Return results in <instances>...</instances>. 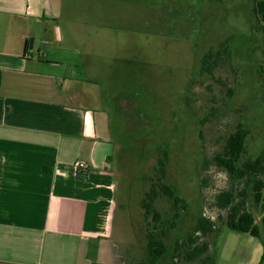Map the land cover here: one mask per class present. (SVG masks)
Returning <instances> with one entry per match:
<instances>
[{
  "label": "rangeland",
  "instance_id": "1",
  "mask_svg": "<svg viewBox=\"0 0 264 264\" xmlns=\"http://www.w3.org/2000/svg\"><path fill=\"white\" fill-rule=\"evenodd\" d=\"M254 4L67 0L60 26L69 42L83 47L102 96L96 104L110 113L112 168L122 205L113 233L127 264L149 261L142 199L151 182L144 177L153 174L163 146L170 153L166 181L188 207L164 235L168 252L158 264H169L176 241L193 231L201 215L219 227L208 236L216 264L262 259L261 239L229 228L227 211L215 205L218 193L239 182L210 162L239 125L247 131L243 159L264 150V28ZM226 39L230 57L213 75L202 74L204 53ZM156 208L162 220L173 219L175 205L168 197L161 196ZM182 264H202V258Z\"/></svg>",
  "mask_w": 264,
  "mask_h": 264
},
{
  "label": "crops",
  "instance_id": "2",
  "mask_svg": "<svg viewBox=\"0 0 264 264\" xmlns=\"http://www.w3.org/2000/svg\"><path fill=\"white\" fill-rule=\"evenodd\" d=\"M68 9L0 0V264H92L91 252L127 264L110 113L83 47L64 36Z\"/></svg>",
  "mask_w": 264,
  "mask_h": 264
},
{
  "label": "trees",
  "instance_id": "3",
  "mask_svg": "<svg viewBox=\"0 0 264 264\" xmlns=\"http://www.w3.org/2000/svg\"><path fill=\"white\" fill-rule=\"evenodd\" d=\"M254 12L258 21L264 28V0H255ZM29 41L26 42V48ZM231 55V46L228 39L218 47H210L201 59L200 72L213 75ZM247 131L242 125L230 134L222 151L212 157L210 162L226 170L233 181L239 185L222 190L216 195L215 205L220 210L227 211L226 223L229 228L244 233H250L261 239L263 254L259 264H264V150L255 158L244 160L246 153ZM157 164L152 175L144 178L151 182L149 190L142 199L144 218L147 221V241L149 248L148 264H158L159 260L168 252V245L164 235L170 228H176L182 210L188 207L185 198L176 193L167 183V168L170 153L166 146L161 148ZM81 178L86 175L79 173ZM166 196L174 202L175 211L173 219L162 220L161 212L156 208V201ZM259 210L262 215L259 217ZM152 216V220H150ZM162 223L160 228L159 224ZM160 228V229H159ZM219 230L217 223L211 217L201 215L193 231L185 238L178 239L174 246V254L169 264H182V260L191 262L202 258V264H216L215 258L210 254L211 242L208 236ZM92 264L97 262L95 252L88 254Z\"/></svg>",
  "mask_w": 264,
  "mask_h": 264
},
{
  "label": "built area",
  "instance_id": "4",
  "mask_svg": "<svg viewBox=\"0 0 264 264\" xmlns=\"http://www.w3.org/2000/svg\"><path fill=\"white\" fill-rule=\"evenodd\" d=\"M77 167L79 169L88 170V166L84 161L77 162Z\"/></svg>",
  "mask_w": 264,
  "mask_h": 264
}]
</instances>
